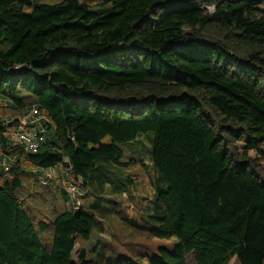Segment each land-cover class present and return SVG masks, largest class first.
<instances>
[{"label": "trees", "instance_id": "obj_1", "mask_svg": "<svg viewBox=\"0 0 264 264\" xmlns=\"http://www.w3.org/2000/svg\"><path fill=\"white\" fill-rule=\"evenodd\" d=\"M149 133L167 189L132 227L178 242L148 264H264V0H0V264H135L74 252Z\"/></svg>", "mask_w": 264, "mask_h": 264}, {"label": "rangeland", "instance_id": "obj_2", "mask_svg": "<svg viewBox=\"0 0 264 264\" xmlns=\"http://www.w3.org/2000/svg\"><path fill=\"white\" fill-rule=\"evenodd\" d=\"M153 134L141 135L135 142L125 144L124 149L130 156L139 160L144 166L137 170L144 177L142 183L135 188H129L127 195L118 198L115 213L107 206L98 219L104 227L103 233L95 232L88 241L78 239L74 259L77 260L81 249H113L114 256H126L135 264H148V258L153 257L160 248L172 251L177 244L176 238L146 239L137 235L132 226L145 224L155 207L157 194L167 189V184L160 178L152 161ZM255 156V153H251ZM141 170V171H140ZM135 171V170H134ZM57 177V176H55ZM42 181V180H40ZM139 260H134V258ZM231 264H240L237 259Z\"/></svg>", "mask_w": 264, "mask_h": 264}, {"label": "built area", "instance_id": "obj_3", "mask_svg": "<svg viewBox=\"0 0 264 264\" xmlns=\"http://www.w3.org/2000/svg\"><path fill=\"white\" fill-rule=\"evenodd\" d=\"M37 111L33 112V115H36ZM28 119H25L22 124H20L16 131L13 132V138L14 142L17 144L24 145L30 152L36 153L40 150V147L42 143L45 142V129H35V128H29L27 125ZM2 168L5 171H8V165L6 163H3ZM48 177L52 178V175H49ZM43 180V179H42ZM76 190L77 188L70 189V193L74 197L76 196ZM79 207V203L77 202L76 209Z\"/></svg>", "mask_w": 264, "mask_h": 264}]
</instances>
